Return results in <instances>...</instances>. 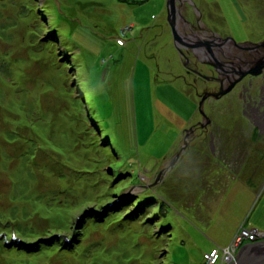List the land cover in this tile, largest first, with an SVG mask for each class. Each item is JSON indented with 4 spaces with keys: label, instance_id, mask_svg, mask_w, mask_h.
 <instances>
[{
    "label": "rangeland",
    "instance_id": "rangeland-1",
    "mask_svg": "<svg viewBox=\"0 0 264 264\" xmlns=\"http://www.w3.org/2000/svg\"><path fill=\"white\" fill-rule=\"evenodd\" d=\"M189 4L264 37V0ZM172 43L166 0H0V264H201L264 232V143L229 92L180 145L200 114Z\"/></svg>",
    "mask_w": 264,
    "mask_h": 264
},
{
    "label": "flooded vegetation",
    "instance_id": "flooded-vegetation-1",
    "mask_svg": "<svg viewBox=\"0 0 264 264\" xmlns=\"http://www.w3.org/2000/svg\"><path fill=\"white\" fill-rule=\"evenodd\" d=\"M176 4L178 8L176 19L183 42L177 44L179 50L174 40L172 46L183 64V71L186 75L192 76L190 86L197 94V103L204 98L203 107L207 103L208 107L214 108L213 100L232 92L233 101H236L240 117L243 118V125L246 124L250 128V137L253 136L254 141L264 143V37L258 41H244L239 46L231 42L224 43L222 38L214 39L211 31L210 35L206 34L209 29L202 27L198 17L200 13L197 14L187 0H178ZM199 41H207L210 50L206 46H197ZM259 63L261 64L259 74L249 73L241 77L228 93L218 95L238 77L231 72V68L254 69ZM209 125V116L204 117L200 114V118L183 131L180 145L191 139H202L204 136L211 140L214 134Z\"/></svg>",
    "mask_w": 264,
    "mask_h": 264
},
{
    "label": "water",
    "instance_id": "water-1",
    "mask_svg": "<svg viewBox=\"0 0 264 264\" xmlns=\"http://www.w3.org/2000/svg\"><path fill=\"white\" fill-rule=\"evenodd\" d=\"M177 1L178 0H166V19L168 22V25L170 27V30L172 32V40H174L175 46L176 48L179 50V47L177 46V44L179 42H183L181 39V33L178 29V20L176 19L177 14H178V8H177ZM188 3H190V0H187ZM213 38H220L218 37L216 34L213 35ZM222 42L226 43V42H231L232 44H234L235 46H239V44H242L243 42H236L233 38L231 37H226V38H222ZM261 44V43H260ZM208 42H201L199 41V43L197 44V46H206V48L208 50L209 46H208ZM260 63L259 65H256V67L254 69H242L241 67L239 68H231V72L237 74L238 77H236L229 85L226 89L222 90L218 95H223L225 93H228L229 90L232 88L233 85H235L236 82L239 81V79L249 73L252 74H259L261 71L260 68ZM218 95H214V96H218ZM204 100V98L202 100H200L198 103V110L200 114H203L204 117L206 116V113H204L203 111V103L202 101ZM178 154H176V157H178ZM173 163V162H172ZM237 256H236V260L235 262H231L229 264H264V239H259L257 241H252V242H247V244L242 245L238 250H237Z\"/></svg>",
    "mask_w": 264,
    "mask_h": 264
},
{
    "label": "built area",
    "instance_id": "built-area-1",
    "mask_svg": "<svg viewBox=\"0 0 264 264\" xmlns=\"http://www.w3.org/2000/svg\"><path fill=\"white\" fill-rule=\"evenodd\" d=\"M121 41V40H120ZM119 41V42H120ZM259 239H264V232H260L256 229H246L242 230L236 237L234 241L229 246L223 249L212 248L206 251L201 260V264H229L235 262L237 256V250L246 242L257 241Z\"/></svg>",
    "mask_w": 264,
    "mask_h": 264
}]
</instances>
